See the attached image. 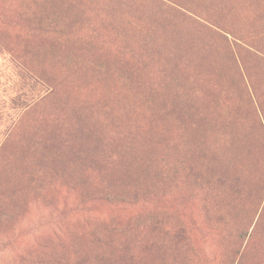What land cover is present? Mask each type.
Instances as JSON below:
<instances>
[{"label": "rangeland", "instance_id": "rangeland-1", "mask_svg": "<svg viewBox=\"0 0 264 264\" xmlns=\"http://www.w3.org/2000/svg\"><path fill=\"white\" fill-rule=\"evenodd\" d=\"M156 258L264 264V0H0V264Z\"/></svg>", "mask_w": 264, "mask_h": 264}, {"label": "trees", "instance_id": "trees-1", "mask_svg": "<svg viewBox=\"0 0 264 264\" xmlns=\"http://www.w3.org/2000/svg\"><path fill=\"white\" fill-rule=\"evenodd\" d=\"M25 68V67H24ZM26 69V68H25ZM27 70V69H26ZM27 72H29L27 70ZM31 74V72H29ZM35 78V77H34ZM37 80V79H35ZM153 104V101H152ZM158 105H162L160 102ZM152 106V105H151ZM175 108H167L165 113L159 116V121H166L168 124L165 127L172 126L175 124ZM181 121H178L179 123ZM146 139H141L138 147L131 146L129 149L125 150L122 154V159L120 160L121 166V180H116L121 188L134 189V191L141 188V185L148 184L149 180L155 178L157 180L158 176L155 171V163H152L153 156L152 152L155 150L161 152L162 148H155L152 145V141ZM169 154L174 156V144L169 143L167 146ZM133 194V193H132ZM157 259V258H156ZM158 260V259H157ZM161 261H156L155 264H159Z\"/></svg>", "mask_w": 264, "mask_h": 264}]
</instances>
